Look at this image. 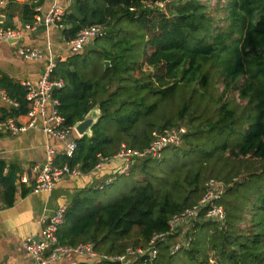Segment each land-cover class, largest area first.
I'll return each instance as SVG.
<instances>
[{"label":"trees","instance_id":"obj_1","mask_svg":"<svg viewBox=\"0 0 264 264\" xmlns=\"http://www.w3.org/2000/svg\"><path fill=\"white\" fill-rule=\"evenodd\" d=\"M220 4L77 0L64 18L67 37L90 24H103L106 34L96 39L99 49L70 56L52 74L65 81L55 94L67 125L96 106L100 110L92 134L76 138L74 156L61 163L91 171L99 155L111 158L123 145L142 150L157 132L179 126L188 131L184 148L170 146L160 160L133 163L130 173L137 168L143 178L130 191L107 202L99 194L129 173L104 189L79 192L59 227L60 244L91 242L109 256L146 248L216 180L224 184L223 226L202 212L184 233L171 236L184 237L188 246L172 254L169 240H161L155 258L134 255L128 264H264V0ZM36 5L24 6V24L33 21ZM0 88L18 103L4 117L28 111L23 85L2 75ZM14 180L4 178L0 166V196L9 206ZM72 264L118 263L78 258Z\"/></svg>","mask_w":264,"mask_h":264},{"label":"built area","instance_id":"obj_2","mask_svg":"<svg viewBox=\"0 0 264 264\" xmlns=\"http://www.w3.org/2000/svg\"><path fill=\"white\" fill-rule=\"evenodd\" d=\"M165 0H157L160 7H164ZM9 0H0V6H5ZM35 15L33 23L27 24L26 29L33 30L38 25L45 23L55 25L59 28H65L63 22L65 17V9L59 5L53 7L47 14H43L40 5L35 6ZM21 28L8 27L0 29V41L9 42L10 40L19 39L22 35ZM106 34V27L103 24H90L83 26L66 42L70 52L80 53L85 47L94 40L103 37ZM16 53L24 60H43V52L32 46H18ZM53 65H49L39 81L34 84L30 81H24L23 85L26 88V99L29 101L30 107L26 113L27 120L25 122L17 121L12 116L4 117L0 113V127L5 128L11 134H18L34 127L37 124L38 116L43 117L42 129L50 136L64 141V154L68 158H72L77 149L76 137L73 134L76 132L75 126L66 124V117L60 111L61 102L55 96V92L65 86L63 79L53 77ZM0 96L13 106H18V103L9 98L6 92L0 88ZM186 126L174 127L166 129L162 132H157L151 144L142 149H129L125 145L115 155L123 160V165L119 170V175H128L132 169L133 163L136 160L151 158L160 160L163 156V151L170 146L182 145L184 142L183 136L187 133ZM110 158L99 155L97 166H101ZM33 170L36 172V183L32 188L34 193L51 192L55 186L67 177H73L80 174L81 170L78 166H71L68 162L59 163L56 161V151L53 146L46 147V160L41 165H36ZM110 183L106 181L97 186L98 189H104ZM224 184L220 181L210 180L206 185V192L201 200L187 208L182 212L175 214L170 222L167 231L156 234L152 237L148 247L132 249L119 256H109L97 252L94 249L93 243H80L76 246L62 245L58 241V230L64 222L65 213L68 205L59 206L52 215L42 218V230L39 239L29 238L25 240L24 247L31 256L34 264H55L61 261L65 256L74 254L85 260L94 262L96 260H108L117 262L118 264H128L130 258L134 255L149 256L155 258L158 254L156 243L161 240H169L171 243V253H176L180 248L189 245V241L184 237H176L171 239L172 235L180 232H185L204 212L206 219L217 222L223 226L227 219L225 208L220 203L222 199ZM2 208V198L0 196V210Z\"/></svg>","mask_w":264,"mask_h":264},{"label":"crops","instance_id":"obj_3","mask_svg":"<svg viewBox=\"0 0 264 264\" xmlns=\"http://www.w3.org/2000/svg\"><path fill=\"white\" fill-rule=\"evenodd\" d=\"M33 1L42 7L43 14H47L54 6L59 5L65 9L66 17L74 10L77 0H9L7 5L0 6V29L8 27L23 29L22 35L16 43L0 41V78L2 75H6L21 85L24 81L36 84L50 64L54 67V73L59 63L67 61L70 56L75 54L84 56L97 45L94 40L82 52H70L66 42L72 37H67L64 31L66 27H69L65 22V28L42 23L33 30L26 29L25 26L33 23L34 18L32 22L24 24L23 9L26 4ZM18 46L37 47L43 52L44 59L24 60L16 53ZM71 69L74 70V67ZM1 89L5 91L4 88ZM16 107L0 96L1 114H6L5 112L9 109ZM26 113L14 118L17 121L25 122L27 120ZM42 124L43 117L39 115L34 127L18 134H11L5 128L0 127L2 175L7 179L15 176L14 184L16 186L13 205H7L1 196L0 264H34L23 244L29 238H40L42 218L52 215L61 205H69L82 190L96 188L99 184L109 180L112 184L119 177V170L124 163L122 159L113 156L101 166L96 165L91 171L85 172L80 169L79 175L63 179L51 192L34 193L32 188L36 183L37 175L33 168L43 164L46 160L47 145L53 146L55 149L57 162L61 163L62 157L65 156L64 141L47 135L42 129ZM73 136L80 137L77 132ZM78 258L81 257L70 254L55 264H72Z\"/></svg>","mask_w":264,"mask_h":264},{"label":"rangeland","instance_id":"obj_4","mask_svg":"<svg viewBox=\"0 0 264 264\" xmlns=\"http://www.w3.org/2000/svg\"><path fill=\"white\" fill-rule=\"evenodd\" d=\"M214 2V5H212L215 9V7L217 6V4H219V2H221V4L219 6H222L223 3L225 2V0H212ZM211 2V1H210ZM213 9V10H214ZM104 43L110 44V40L107 39L104 41ZM99 44V43H97ZM101 45V43H100ZM94 49H99V47L96 45V48ZM92 50V49H91ZM185 143H183L181 145L182 148H184ZM139 161V160H137ZM143 178V174L141 172H139V169H134V172H131L129 174V176L125 177H121L119 178V180H117L116 182H114L113 186L106 189L105 191L100 192V197L101 200H104L105 202L110 201L112 199L117 198L118 196L130 191L134 185V183L137 180H141Z\"/></svg>","mask_w":264,"mask_h":264},{"label":"water","instance_id":"obj_5","mask_svg":"<svg viewBox=\"0 0 264 264\" xmlns=\"http://www.w3.org/2000/svg\"><path fill=\"white\" fill-rule=\"evenodd\" d=\"M17 38H14L10 40L11 43H16ZM106 68L110 66V62H105ZM100 116V110L99 107L96 106L93 109L90 110V112L85 116V118L75 124V130L77 134L82 137L84 135H91L92 134V128L96 124L98 118Z\"/></svg>","mask_w":264,"mask_h":264}]
</instances>
